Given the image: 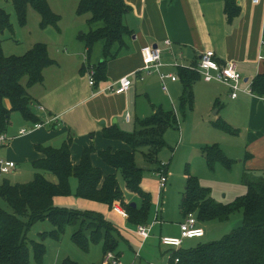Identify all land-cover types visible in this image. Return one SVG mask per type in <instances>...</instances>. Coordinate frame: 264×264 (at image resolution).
<instances>
[{
    "label": "trees",
    "instance_id": "16d2710c",
    "mask_svg": "<svg viewBox=\"0 0 264 264\" xmlns=\"http://www.w3.org/2000/svg\"><path fill=\"white\" fill-rule=\"evenodd\" d=\"M21 26H26L28 10L33 8L41 16V27L46 29L57 26L60 17L56 15L50 0H11ZM173 1V0H170ZM228 21L233 22L241 14L238 0H223ZM126 0H80L77 14L90 15L89 25L97 23L101 27L82 34L88 59L98 43L103 44L102 61L96 68V86L107 77L110 60L127 47V40L132 36L125 22L129 12ZM13 25L9 14L0 8V133H6L11 124V114L19 112L33 125L42 124V120L33 111L37 105L29 95L28 89L44 83L45 71L55 65L50 57L48 46L42 43L34 45L22 56H6L3 51L2 35L12 31ZM84 72V71H83ZM183 79V94L180 99V111L194 105V85L201 76L188 69H180ZM26 80V84L23 81ZM253 95L264 98V70L252 81ZM10 101L11 109L5 105ZM219 102H217L218 105ZM174 112L159 107L151 117L138 123L133 134H124L116 126L105 128L104 138L121 141L130 150L99 152L102 161L117 170L126 188L140 198L136 207L125 203L117 175L105 176L101 168L92 163L95 148H86L79 164L71 158L73 135L67 137L60 148L37 147L44 157L33 163L35 175L32 181L13 184L6 181L0 185V199L7 204V209L0 205V264H31V254L39 264L46 254L44 242H33L28 238L31 228L37 222L49 220L54 224L50 236L60 240L67 226L74 228L73 242L82 250L89 249L90 242H102L104 255L118 251L120 235L118 230L106 219L93 213L81 212L68 208H59L55 204L57 197L71 195L70 181H79L78 196L107 204L113 207L121 203L129 215L128 222L139 225L148 222L151 210V197L142 189L144 169L136 162V153L142 152L146 162L160 164L158 159L166 147L165 135L174 127ZM215 126L230 134H237L227 123L218 121ZM146 150V151H141ZM211 168L221 162L227 168L232 161L223 153L219 145L208 146L202 151ZM52 174L57 181L46 177ZM260 171L246 170L242 182L246 186L245 196L229 205L218 204L211 197L210 190L201 186L196 176L187 174L186 191L183 199L184 219L191 213L202 222L227 221L238 211L244 213V226L223 239L215 242L201 243L193 248H180L173 251L169 264H264V177ZM117 236V237H116ZM119 254V253H118ZM176 260L178 262L176 263ZM62 264H79L69 258Z\"/></svg>",
    "mask_w": 264,
    "mask_h": 264
},
{
    "label": "rangeland",
    "instance_id": "374dc122",
    "mask_svg": "<svg viewBox=\"0 0 264 264\" xmlns=\"http://www.w3.org/2000/svg\"><path fill=\"white\" fill-rule=\"evenodd\" d=\"M49 2L53 12L60 17V21L57 26L43 29L41 27V16L33 8L30 7L28 10L26 26H21L12 1L0 0V8L9 14L13 25L12 31H6L2 35L4 54L6 56H22L34 45L42 43L48 46L50 57L55 61V65L46 70L45 83L34 86L35 90L33 92H43V86L56 88L59 80L62 82L65 79L77 78L83 64L89 62L88 50L85 42L80 37L82 34L90 32V30L101 27L100 23L92 26L88 24L91 17L89 14L82 16L77 14L80 0H50ZM102 49V43L95 46L91 55V64L95 62L97 64L99 52ZM83 75L86 76L81 83L84 90L89 82V77L85 72ZM23 84H26V80L23 81ZM155 88L156 99L168 105L171 102L169 98L158 89L159 87ZM214 92H217L220 102L217 105L215 101L214 106L211 107L210 103L207 102V97ZM194 94L193 108H187L185 114H182L183 111L178 109L179 116L174 114L176 122L174 127L167 131L165 135L166 147L158 156L161 163H148L142 152L136 153V162L139 167L144 169L142 189L149 193L151 197L148 222L139 225L150 226L156 218L157 206L160 208V223L153 228L151 238L144 245H142V239L136 233L138 225L128 222L119 212L107 204L79 197L77 194L79 181L76 178H72L70 181L71 195L57 198L56 206L59 208L93 213L110 222L118 230L121 237L119 249L114 253L121 259L123 264H169L168 247L161 246L160 238L181 235L179 224L186 214L183 212L182 203L186 191L187 174L196 176L201 186L210 190L211 197L218 204H232L247 193L246 186L242 182L245 165L240 162V160H245L244 149H242L246 145L244 132L241 134L237 132V135L230 134L214 125L215 122L222 121L237 131V127L235 128L228 122L232 118L235 122H239L237 112L234 113L233 105H230L234 101L229 97L228 90L224 86L217 83L210 84L203 79L198 80L194 85ZM172 100L173 102L177 101L174 96ZM106 101L107 99H104V102ZM95 103L96 109L94 108ZM98 104L99 102H94L88 106L70 111L76 113L87 107L90 109L88 116L93 118L94 114L101 112V107L104 108L103 105ZM34 108L33 111H35ZM35 109L38 111L37 107ZM217 111H219V114L215 115ZM104 113L107 115L105 108ZM12 123L13 125L9 129L10 134H17L23 127L28 128L25 119L19 112L13 113ZM93 123L95 127L89 134L88 139L98 152L110 147L113 148L112 145H109L111 141L104 139L102 130L105 127L113 125L120 132L129 135L134 133L138 125L137 120L132 125L125 124L123 118L118 115L113 118L109 117L107 120L101 118L95 121L93 119ZM86 140H80V143ZM117 143L126 146L121 141H117ZM213 145H219L226 157L232 161L231 168H227L221 162L216 163L213 168L210 167L202 151L204 148ZM103 147L105 148L102 150ZM105 167L112 170L109 166ZM33 172L32 167H28L23 169L20 177L12 176L13 179L8 180L13 184L28 183L34 178ZM158 174L167 175L168 177V183L163 192L160 188V176ZM259 175L264 177V170ZM46 177L51 181L57 180L52 174L47 173ZM119 179L123 184L121 175H119ZM5 182L6 180L0 185ZM126 197L133 203H140L138 196L131 197L128 194ZM0 205L7 209V204L3 199H0ZM202 223L206 236L201 239L187 240L184 248L188 249L201 243L219 241L225 236L240 230L244 226V213L243 211L235 212L227 221L218 220ZM54 227L52 222L44 220L34 224L29 232L28 238L31 241H43L46 245V254L41 264H62L67 258L79 264H104L105 255L102 242H90L89 249L84 251L72 240L73 227L67 226L60 240L50 236V232ZM31 264H39L33 253L31 254Z\"/></svg>",
    "mask_w": 264,
    "mask_h": 264
},
{
    "label": "crops",
    "instance_id": "0c3cea01",
    "mask_svg": "<svg viewBox=\"0 0 264 264\" xmlns=\"http://www.w3.org/2000/svg\"><path fill=\"white\" fill-rule=\"evenodd\" d=\"M238 2L241 14L233 22H229L223 0H126L130 10L125 22L132 36L127 40V47L121 50L115 59L109 61L107 77L98 84L97 90L91 87L89 82L83 90L81 83L86 78L83 73L87 74L90 66H97L102 61V51L99 52L97 64L96 62L90 63L92 60L90 56L89 62L83 64L77 78L65 79L62 82L59 80L56 88L43 86V92H33L36 86L28 89L29 95L36 101L35 108H44V111L39 109L36 111L34 108L43 126L33 130L34 125L25 120L28 128L23 127L17 134H10L9 129L13 125V113L11 114V124L5 133L11 140L6 145L0 144V159L14 162L16 168L11 174L1 178L0 184L5 180L13 179L12 176L20 177L23 169L28 167H32L35 175L33 163L44 157L37 147L60 148L70 135L74 137L71 158L75 165L79 164L84 150L94 147L88 139L95 127L93 119L95 121L101 118L107 120L109 117L113 118L118 115L123 118L125 124L132 125L135 120L139 123L151 117L159 107L173 112V106L177 110L180 109L183 79L179 75V70L193 71L192 68L197 67L203 53L213 51L219 62L237 63L245 81L248 79L252 83L254 78L264 70V0H258L256 3L254 0H238ZM167 41L170 42L169 45L166 44ZM156 45L163 51L162 62L165 66L161 68V72L177 75L176 81L167 80L168 91L163 90L160 75L157 72L150 75L140 72L144 67L142 50ZM175 64L179 67H175ZM126 76H131L133 82V87L128 93L118 95L107 90L109 86ZM155 87H159L158 89L169 98L171 102L168 105L156 99ZM224 88L228 90L230 97V90L225 86ZM172 95L177 101L173 102ZM217 95V92H214L207 97V102L211 107L214 106L215 101L220 102ZM104 99L107 101L104 102ZM233 101L230 105H233L234 113L237 112L239 122H235L233 118L228 122L235 128L237 127L238 134L244 132L246 143L245 148L242 147L245 160H240V162L244 163L245 171L261 172L264 170V98L242 93L238 99ZM94 102L103 105L107 110V115L102 107L101 112L94 114L93 118L88 116L90 109L87 107L76 113L70 111ZM5 105L11 109L10 101L7 100ZM94 108L96 109V103ZM128 113L132 117L131 123L126 122ZM218 114L219 111L215 112V115ZM48 121L52 122L48 123ZM23 129L29 133L20 135ZM80 140L86 141L80 143ZM109 141H111L109 145H112L114 149L111 147L107 149L130 150L127 144L122 146L115 140ZM99 152L95 149L92 155L93 165L101 168L105 176L117 175L119 179L120 173L112 167V170L105 167L107 165L100 158ZM119 183L125 195V203H133L126 196L129 194L131 197H136L137 195L128 191L124 181L122 184L119 179ZM57 198L55 199L56 205ZM118 207L124 209L119 202L115 203L112 208L117 211ZM125 219L128 220V218ZM148 240H142V245ZM173 251V248H168L169 259Z\"/></svg>",
    "mask_w": 264,
    "mask_h": 264
},
{
    "label": "built area",
    "instance_id": "2783aa9c",
    "mask_svg": "<svg viewBox=\"0 0 264 264\" xmlns=\"http://www.w3.org/2000/svg\"><path fill=\"white\" fill-rule=\"evenodd\" d=\"M254 2H258V0H254ZM167 45L170 44L169 41L166 42ZM162 49L160 47L149 46L142 50V56L144 59V67L140 70V72L144 74H152L153 72H157L160 75V80L162 83V88L164 91H168L167 80L171 79L172 81L177 80L176 74H165L161 72V68L165 66L162 62ZM175 67H179L178 64L174 65ZM193 71L197 72L201 78L207 83H219L227 87L231 94L230 97L232 100L238 99L239 95L249 94L253 95L252 92V83L249 81H245L243 75L240 72L239 65L235 62H224L221 63L218 61L215 52L208 51L203 53L200 56L199 63L197 67L192 68ZM87 75L89 77V84L91 87L95 88L96 86V68L95 66H90L87 71ZM133 87V82L131 76H126L120 79L115 84L109 86L107 88L108 91L122 95L128 93ZM40 111H44L43 107H38ZM174 114L178 115V110L173 106ZM52 121H48L50 123ZM126 122L131 123L132 117L131 114L126 115ZM43 124H36L33 126V130L42 127ZM29 133V131L23 129L20 131V135H24ZM10 138L5 133H0V144L6 145L10 142ZM16 168V164L11 161H6L0 159V178H3L13 172ZM159 175V174H158ZM160 176V188L164 190L167 185L168 177L167 175H159ZM120 206V205H119ZM117 212L121 213L125 218H129L126 210L122 209V207L117 208ZM156 218L151 223V225H138L136 233L143 240L146 241L151 238L153 228L157 226L160 221V208L157 206L156 209ZM180 236H167L160 238V244L162 246L173 248L175 250H179L183 247L185 241L193 240V239H201L205 237L206 232L202 223L197 219L196 215L191 213L189 214L184 221L180 224ZM138 255V254H137ZM178 260H176V263ZM104 264H123L121 259H119L115 253L109 252L105 256Z\"/></svg>",
    "mask_w": 264,
    "mask_h": 264
},
{
    "label": "water",
    "instance_id": "95a60500",
    "mask_svg": "<svg viewBox=\"0 0 264 264\" xmlns=\"http://www.w3.org/2000/svg\"><path fill=\"white\" fill-rule=\"evenodd\" d=\"M154 47H157V45L156 46H154ZM248 81V79H246V82ZM132 206L133 207H136L137 206V204L136 203H132Z\"/></svg>",
    "mask_w": 264,
    "mask_h": 264
}]
</instances>
